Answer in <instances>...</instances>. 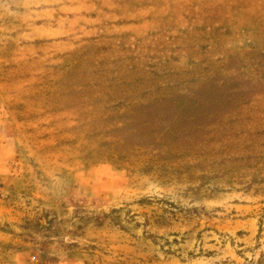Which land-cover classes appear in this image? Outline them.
Listing matches in <instances>:
<instances>
[{
	"label": "rangeland",
	"instance_id": "rangeland-1",
	"mask_svg": "<svg viewBox=\"0 0 264 264\" xmlns=\"http://www.w3.org/2000/svg\"><path fill=\"white\" fill-rule=\"evenodd\" d=\"M0 264H264V0H0Z\"/></svg>",
	"mask_w": 264,
	"mask_h": 264
}]
</instances>
